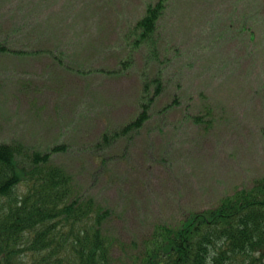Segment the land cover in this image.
Segmentation results:
<instances>
[{"label":"rangeland","instance_id":"rangeland-1","mask_svg":"<svg viewBox=\"0 0 264 264\" xmlns=\"http://www.w3.org/2000/svg\"><path fill=\"white\" fill-rule=\"evenodd\" d=\"M18 1L0 22V143L65 146L52 162L110 210L105 231L127 250L264 179V0H167L155 55L132 60L126 33L158 0ZM156 76L149 122L101 144Z\"/></svg>","mask_w":264,"mask_h":264},{"label":"trees","instance_id":"trees-1","mask_svg":"<svg viewBox=\"0 0 264 264\" xmlns=\"http://www.w3.org/2000/svg\"><path fill=\"white\" fill-rule=\"evenodd\" d=\"M166 2L148 4L127 31L129 60L141 48L155 55V35ZM0 3L3 22L12 9L6 0ZM22 25H15L12 32ZM5 38L0 53L10 52ZM123 70L121 66L114 72ZM141 83L137 116L122 128L102 134L101 144L132 135L151 119L163 85L158 76ZM174 102L163 110L171 109ZM64 151L62 145L39 152L18 141L0 143V264H117L113 258L117 245L120 251L127 250L126 244L105 231L110 210L81 194L74 177L52 162L54 155ZM129 247L117 259L122 264H264V179L178 224L155 226L146 240Z\"/></svg>","mask_w":264,"mask_h":264}]
</instances>
